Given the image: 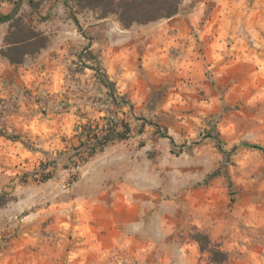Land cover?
<instances>
[{"label": "rangeland", "instance_id": "1", "mask_svg": "<svg viewBox=\"0 0 264 264\" xmlns=\"http://www.w3.org/2000/svg\"><path fill=\"white\" fill-rule=\"evenodd\" d=\"M14 12L42 38L11 64L0 24V264H215L195 232L264 264V155L232 151L264 148V0L129 28L69 0Z\"/></svg>", "mask_w": 264, "mask_h": 264}, {"label": "trees", "instance_id": "2", "mask_svg": "<svg viewBox=\"0 0 264 264\" xmlns=\"http://www.w3.org/2000/svg\"><path fill=\"white\" fill-rule=\"evenodd\" d=\"M74 2L80 9H89L98 12L100 18H106L109 15L116 17L117 21L124 27L129 28L133 24H145L148 22L157 21L159 19L170 18L177 13L178 5L183 0H69ZM13 14H0V24L9 23V30L5 36L4 42L7 48L4 52V57L11 64H21L23 57L27 54L26 51H20L21 47L26 46L32 42L33 37H39L34 32L29 31L21 20L12 21ZM75 24L78 25L76 19ZM38 40V39H37ZM95 72L101 77V82L106 86L113 87V83L109 82L107 76L101 73L100 69L96 67ZM87 142H93L90 154L95 150H101L110 141L109 132L106 131L101 135H93L86 137ZM239 146L257 150L264 155V148L260 145H251L241 143L233 147L232 151ZM190 239L197 244L198 250L201 254H207L210 262L215 264H225L228 256L217 245L213 244L210 238L200 232H195L190 236Z\"/></svg>", "mask_w": 264, "mask_h": 264}]
</instances>
